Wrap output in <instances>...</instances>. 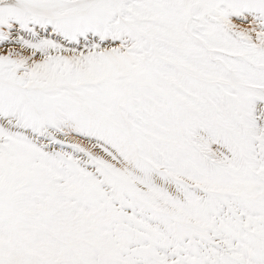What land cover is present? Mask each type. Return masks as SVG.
<instances>
[{
    "label": "snow or ice",
    "instance_id": "1",
    "mask_svg": "<svg viewBox=\"0 0 264 264\" xmlns=\"http://www.w3.org/2000/svg\"><path fill=\"white\" fill-rule=\"evenodd\" d=\"M0 264H264V0H0Z\"/></svg>",
    "mask_w": 264,
    "mask_h": 264
}]
</instances>
